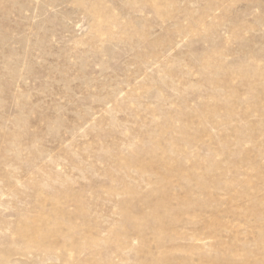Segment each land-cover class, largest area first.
I'll list each match as a JSON object with an SVG mask.
<instances>
[{"label":"rangeland","instance_id":"obj_1","mask_svg":"<svg viewBox=\"0 0 264 264\" xmlns=\"http://www.w3.org/2000/svg\"><path fill=\"white\" fill-rule=\"evenodd\" d=\"M0 264H264V0H0Z\"/></svg>","mask_w":264,"mask_h":264}]
</instances>
